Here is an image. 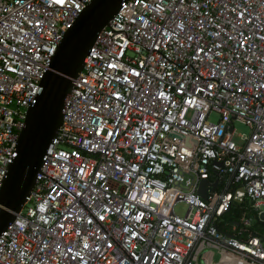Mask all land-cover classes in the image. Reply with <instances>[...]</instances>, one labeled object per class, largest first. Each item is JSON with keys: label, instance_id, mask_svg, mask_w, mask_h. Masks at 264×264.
<instances>
[{"label": "built area", "instance_id": "built-area-1", "mask_svg": "<svg viewBox=\"0 0 264 264\" xmlns=\"http://www.w3.org/2000/svg\"><path fill=\"white\" fill-rule=\"evenodd\" d=\"M91 1L0 0V186ZM62 112L0 264H209L210 246L264 264V230L246 216L264 212V0L123 1ZM233 120L250 133L235 140ZM202 180L216 183L206 199Z\"/></svg>", "mask_w": 264, "mask_h": 264}, {"label": "water", "instance_id": "water-1", "mask_svg": "<svg viewBox=\"0 0 264 264\" xmlns=\"http://www.w3.org/2000/svg\"><path fill=\"white\" fill-rule=\"evenodd\" d=\"M125 0H92L65 32L41 81V92L27 109L19 133L16 154L8 164L0 186V235L15 220L35 186L43 157L57 137L63 118L65 98L98 34L117 14ZM60 80L66 84H60ZM216 183L202 180L197 194L207 198ZM264 219V212L260 214ZM238 224V222H236Z\"/></svg>", "mask_w": 264, "mask_h": 264}, {"label": "rangeland", "instance_id": "rangeland-1", "mask_svg": "<svg viewBox=\"0 0 264 264\" xmlns=\"http://www.w3.org/2000/svg\"><path fill=\"white\" fill-rule=\"evenodd\" d=\"M219 119V114L212 112L209 114L208 120L211 122H216ZM234 127V139L239 140V136L241 134L248 135L250 133L249 127L237 120H233L232 122ZM264 208V207H263ZM186 210V207L183 204H178L175 207V211L179 214H183ZM256 214V213H254ZM242 216V215H241ZM241 218V217H240ZM230 252L223 248H219L217 246H210V249L206 250L202 257L207 258L209 264H237L240 263L236 259H232L230 257ZM200 264H204L202 258H200Z\"/></svg>", "mask_w": 264, "mask_h": 264}, {"label": "trees", "instance_id": "trees-1", "mask_svg": "<svg viewBox=\"0 0 264 264\" xmlns=\"http://www.w3.org/2000/svg\"><path fill=\"white\" fill-rule=\"evenodd\" d=\"M242 212H244L243 209L234 208L232 210V213L236 216H239L240 214H242ZM246 216L253 217L255 219L253 225L248 228V231H250V232H258V231L261 232L264 230V221L260 220V218L256 214H254V212L249 211L246 213Z\"/></svg>", "mask_w": 264, "mask_h": 264}, {"label": "snow or ice", "instance_id": "snow-or-ice-1", "mask_svg": "<svg viewBox=\"0 0 264 264\" xmlns=\"http://www.w3.org/2000/svg\"><path fill=\"white\" fill-rule=\"evenodd\" d=\"M138 2H139V0H138ZM66 83H67L66 81L60 80V84H66Z\"/></svg>", "mask_w": 264, "mask_h": 264}]
</instances>
